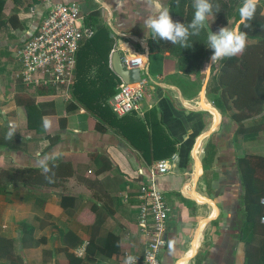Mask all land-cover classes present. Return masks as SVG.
<instances>
[{
	"label": "crops",
	"instance_id": "obj_1",
	"mask_svg": "<svg viewBox=\"0 0 264 264\" xmlns=\"http://www.w3.org/2000/svg\"><path fill=\"white\" fill-rule=\"evenodd\" d=\"M53 1L76 2L80 9L86 0ZM93 1L106 14L105 21L124 27L120 30L112 28L116 39L125 42L127 38L130 50L132 47L129 42L136 44L139 50L132 49V52H141L142 46L147 48L142 19L149 14L145 0ZM165 1L162 0L166 6ZM22 2L17 6L16 16L19 21L26 20L27 29L17 34V29L8 23L0 27V50H12L26 39L44 14L43 4ZM25 4H28L26 9ZM12 5L10 0L5 1L2 18L9 14ZM118 34L123 36L118 37ZM0 57L3 61L0 66H4L6 56L0 54ZM146 63L147 69L148 65L150 67V108H156L157 117L165 132L176 141L177 150L169 172L156 176L153 182V186L162 192L167 208L166 245L159 255L161 264H197L195 256L209 228V233L215 237L207 249L205 259L199 264H243V240L236 238L240 225L242 206L239 199L242 189L235 156L255 153L247 152V138L238 139L241 145L233 148V131L229 135L224 133L231 120L208 105L205 97L208 70L206 75L205 71L197 75V80H204L199 90V83L192 81L193 75L178 72L174 60L167 52L148 54L147 49ZM5 73L4 77L8 80V72ZM172 76L179 79L177 84L171 82ZM180 79L184 80V84ZM14 84L11 87L13 89L14 86L16 92L19 88ZM66 103L55 102L54 113L42 118L45 133L59 137L60 142L53 145H48V140L43 139L41 134L25 127L21 107L15 106L14 101L8 105L5 115L7 124L4 125L9 129V121L14 123L13 142L18 150H9L0 145V170L19 167L23 163L36 165L39 158L48 155L45 161L59 156L70 163L73 172L61 185L42 186L37 190V201L41 202L39 198H43L41 206L32 203L26 189L20 184L6 186L8 191L0 192V236L13 239L16 243L15 251L22 257L20 264H123L122 258L126 253L139 258L147 239L136 224V193L139 181H142V174L137 171L143 170L146 165L139 152L113 127L105 126V132H96L83 115L86 113L83 109L66 111ZM56 104L61 105L58 110ZM143 108L144 112L150 109L145 105ZM72 114L83 115V120L75 125L73 121L68 124L67 117ZM86 115L90 116L88 113ZM59 117L65 118L63 128L56 121ZM136 117L143 118L139 115ZM2 127L0 135L4 132ZM214 130L217 133L213 135L212 141L210 135ZM207 141L214 144L212 165L217 178L211 183L210 192L202 183L200 164ZM188 156L190 161L187 159L186 163ZM263 174L258 173L259 177H263ZM61 196H72V205L61 207ZM259 201L264 205V198ZM221 210L225 212L223 217L220 215ZM217 218L224 220L220 225L217 222L212 224L211 221ZM263 218L264 214L256 226L258 234H255L251 243L260 259L258 264L260 261L264 264ZM19 221L26 222L32 228L31 238L25 244L19 239ZM243 238L247 240L246 236ZM65 251L72 257L67 258ZM106 251H110V254ZM3 263L5 259L0 257V264Z\"/></svg>",
	"mask_w": 264,
	"mask_h": 264
},
{
	"label": "trees",
	"instance_id": "obj_2",
	"mask_svg": "<svg viewBox=\"0 0 264 264\" xmlns=\"http://www.w3.org/2000/svg\"><path fill=\"white\" fill-rule=\"evenodd\" d=\"M6 0H0V27L9 24L13 29L26 28V20L19 21L16 16L17 6L23 0H10L13 4L9 14L2 18V9ZM213 4H222L223 0H212ZM193 0H167L172 19L186 25L192 20L195 9ZM28 4H25V9ZM264 8V0H260L255 18L250 26H240L241 31L247 34L250 42L246 43L245 50L234 57L217 61V69L214 73V86L210 91L205 92V97L211 102L214 108L220 113L229 117L231 123L225 127L227 135L232 131V141L250 138L257 139L264 136V14L260 9ZM215 13V9L213 10ZM102 10L93 9L83 15L84 25L94 29L92 36L79 42L75 53V65L73 70V83L69 87L70 100L67 101L64 109L66 111L83 109L86 113L96 116L99 121L93 125V130L98 133L105 132V126L113 127L129 144L139 152L144 164L147 166L154 160L168 158L176 153V141L172 139L162 127L157 110L152 107L146 110L142 117L137 118L131 112L122 117L115 118L110 113L106 100L114 93L119 78L108 66V55L116 42V34L102 18ZM216 18L222 17V12L215 13ZM100 16V19L98 18ZM239 17V14L236 16ZM24 25V27H23ZM114 27L124 29L117 25ZM207 28L199 36H191L190 48H181L180 45H173L171 42L156 41L148 38V54H162L167 52L174 60L178 72L185 75L199 73L205 58L213 54V50L207 47ZM0 54L5 57V68L13 63L11 49H2ZM3 66V65H2ZM13 68V65H12ZM4 66H0V70ZM150 69L148 65V70ZM17 88H21L13 95L15 106L21 107L25 116V127L41 134L43 139L48 140V145L59 143L57 135H48L44 131L42 118L45 115L54 113V100L36 101L37 95H44L50 92L43 87H34L25 91L23 86L15 82ZM191 95V94H190ZM65 118H58V126L63 128ZM2 128L4 132L0 135V145L6 146L9 150H18V146L12 140H6L5 135L8 128ZM14 138V137H13ZM214 144L206 142L203 155L200 158L202 174L209 168L213 159ZM207 152V155H205ZM100 161V156H99ZM189 160V156L186 157ZM48 170L45 172L36 165L23 163L19 167H9L0 170V192L8 191L6 186L18 183L27 191V197L32 203L42 205L43 198H39L37 190L42 186H58L72 174L73 170L68 161L62 160L59 156L49 158L45 161ZM102 165V162H100ZM235 164L239 175L242 194L239 204L240 225L237 228L236 238L243 240L244 258L243 264H258L257 251L252 247V240L257 233V223L264 214V205L260 198H264V174L259 177V172H264V157L255 154L235 156ZM263 170V171H260ZM54 173V175H53ZM46 177H51L49 182ZM67 201V202H65ZM72 196H61L60 206L65 208L71 206ZM215 224L216 221H211ZM19 239L21 243H27L31 238L32 228L24 221L18 222ZM246 236L247 240L243 238ZM16 243L13 239L0 236V257L5 259L3 264H20L21 254L15 251ZM28 245V244H27ZM107 252V251H106ZM67 258L72 256L65 251ZM110 254V251L107 252ZM259 264H263L261 261Z\"/></svg>",
	"mask_w": 264,
	"mask_h": 264
},
{
	"label": "built area",
	"instance_id": "obj_3",
	"mask_svg": "<svg viewBox=\"0 0 264 264\" xmlns=\"http://www.w3.org/2000/svg\"><path fill=\"white\" fill-rule=\"evenodd\" d=\"M23 1L43 4L44 14L32 33L11 50L12 78L25 90L43 87L50 92L42 96L50 97L49 100L57 98L67 102L70 100L68 90L73 83L75 53L79 42L90 38L94 29L84 25L83 15L76 2ZM124 44H127V47ZM112 49L119 52V61L123 68L139 69L140 79L134 83H123L119 79L114 93L106 100V105L115 118L131 112L142 116L143 105L151 107L147 48L142 46V51L136 53L129 49L128 42H122L120 46L115 42ZM112 49L108 55V66ZM174 161L173 154L168 158L154 160L143 170L139 169V174H144L146 181H139L136 193V224L147 240L137 264H161L159 255L166 245L167 208L162 192L153 186V182L156 176L168 173ZM129 255L131 254L126 253L123 256V264Z\"/></svg>",
	"mask_w": 264,
	"mask_h": 264
},
{
	"label": "clouds",
	"instance_id": "obj_4",
	"mask_svg": "<svg viewBox=\"0 0 264 264\" xmlns=\"http://www.w3.org/2000/svg\"><path fill=\"white\" fill-rule=\"evenodd\" d=\"M149 14L143 17V28L146 30L145 41L150 37L156 41L171 42L173 45H180L181 48H190L191 36H199L205 30V22L209 16L221 11L219 3L213 4L212 0H193L194 16L186 25L172 19L170 10L164 5L162 0H145ZM260 0H243L239 7V23L235 29L221 27L218 32L208 31L206 36L207 47L213 50L210 57L211 63L221 59L231 58L241 54L246 48L247 34L241 31L240 26L249 27V22L255 18L257 7ZM110 68V67H109ZM213 109V105H211ZM209 112V110H208ZM211 113V112H209ZM212 114V113H211ZM9 130L5 135L6 140H12L15 133V125L9 121ZM47 127V122H45ZM45 155L36 161V166L42 168L45 172L48 170ZM54 158V157H52ZM54 175V173H53ZM49 182H53L51 177H46ZM137 257L127 256L124 264H137Z\"/></svg>",
	"mask_w": 264,
	"mask_h": 264
},
{
	"label": "rangeland",
	"instance_id": "obj_5",
	"mask_svg": "<svg viewBox=\"0 0 264 264\" xmlns=\"http://www.w3.org/2000/svg\"><path fill=\"white\" fill-rule=\"evenodd\" d=\"M242 3H243V0H223L222 4H220L222 17L217 19L215 13H213V15L209 16L205 22V27L207 28V32L208 31H212L214 33L218 32V30L221 27H228L229 29H235L236 25L239 23V20H240V16L238 18L236 16H237V14H239L238 9L242 5ZM8 4H9V2H8ZM92 9L102 10L101 8L99 9L98 3H95L93 0H89V1L86 0L84 3V7H82V5H80V12L83 14L86 13L87 11L92 10ZM5 11H7V10H5ZM260 11L262 14H264V8H261ZM105 16H106V14L105 15L103 14L102 18L104 19ZM107 17H108V14H107ZM98 18L100 19V16H98ZM109 19H112V18L109 17ZM104 21H105V19H104ZM105 22L110 26V28L114 27L110 21L109 22L105 21ZM23 27H24V25H23ZM24 29L26 30L27 28L24 27ZM124 41L126 42L127 38ZM147 41H148V39H147ZM247 42H250V40L247 39ZM129 45L132 47V49H133V50L131 49L132 51H134V50L138 51L139 50L136 44H132L131 42H129ZM124 46L127 47V44H124ZM211 56H212V54L208 55L205 58V60L202 64L201 70H200V73H204V71H205V75H206L207 70H208V78H207L206 85H205V92L210 91L211 88L214 86V76L213 75L217 69V62L211 63V60H210ZM2 63H3V61H2V58L0 57V65ZM4 63H5V61H4ZM12 65H13V63H12ZM12 65L10 67L6 66V68L4 65V69H5L4 72H0V106H2V107H0V129L5 123L7 124V120L5 118V115H6V111L9 109L8 105H12L13 101H11L12 100L11 98H13V94L16 93L18 90H21V88H19L16 92H14V89H15L14 86H13V89L11 87L15 83L13 78H12V73H11V71H13ZM1 67H3V66H1ZM6 71L8 72L7 73L8 80H6L4 77V75H6V73H5ZM3 73H5V74H3ZM198 74L199 73L194 74L192 76L193 77L192 81H194L195 83H199V87H197V88H199V90H201L203 83H204V80L203 81L197 80ZM177 81H179V79L176 80V78L174 76L171 77V82L173 84H177L176 83ZM180 82L182 84H184V80L180 79ZM148 84H151V83L148 82ZM34 99L37 101H41V100H49L50 97L40 96V97H35ZM55 102L62 103V101L57 99V98L55 99L54 103ZM208 103H209L208 105L211 104L210 101H208ZM60 107H61L60 104H56L57 110ZM83 115L85 116V118L87 117L86 118L87 122L92 124V128H93L94 123L96 121H99V119L96 116H93V115L87 116L86 113H83ZM83 115H81V116L77 115V114L68 115V117H67L68 124L69 123L71 124V122L73 121V125H75L76 122L83 120L82 119L84 117ZM56 117L57 116L55 115V118ZM56 121H58V118L56 119ZM215 133H217L216 130H214V132L210 135V140L213 141V135ZM206 139H204V142ZM259 139H260V141H258ZM247 140H248V147L246 148L247 152H254L255 155H261V156L263 155L264 156V136H262L261 138H257V139L248 138ZM232 143H233V148L234 147L238 148V145H241L240 141H238V140L232 141ZM205 155H207V152ZM189 161H190V158H189ZM212 161H213V159L211 160L209 168L201 175L202 183L209 190V192L212 191L210 189L211 183L217 179L216 173L214 172V169H213V165H212L213 162ZM137 173H139V169H138ZM141 178H142V181L143 180L146 181L144 174L141 175ZM218 208H220V204H218ZM220 213H221L220 215L223 217L225 212H224V210H221ZM223 220H224L223 218H222V220L217 218L216 222L218 225H220L223 222ZM209 229H206L205 234H204V241L202 242V246L195 256V261L197 262V264H199L201 260L205 259L207 249L210 246L211 241L215 237L214 234L209 233L210 232ZM202 235H203V233H202Z\"/></svg>",
	"mask_w": 264,
	"mask_h": 264
},
{
	"label": "water",
	"instance_id": "obj_6",
	"mask_svg": "<svg viewBox=\"0 0 264 264\" xmlns=\"http://www.w3.org/2000/svg\"><path fill=\"white\" fill-rule=\"evenodd\" d=\"M117 45H121V39H117ZM109 67L111 71L123 82L134 83L140 79V72L138 68L125 69L122 67L119 61V52L116 49H112L109 56Z\"/></svg>",
	"mask_w": 264,
	"mask_h": 264
},
{
	"label": "bare ground",
	"instance_id": "obj_7",
	"mask_svg": "<svg viewBox=\"0 0 264 264\" xmlns=\"http://www.w3.org/2000/svg\"><path fill=\"white\" fill-rule=\"evenodd\" d=\"M206 110H207V109H206ZM201 197H202V196H201ZM201 197H200V198H201ZM202 198H203V197H202ZM204 200H205V199H204Z\"/></svg>",
	"mask_w": 264,
	"mask_h": 264
}]
</instances>
